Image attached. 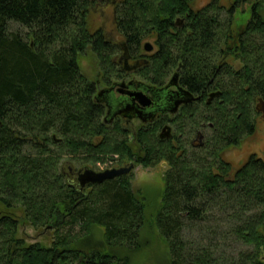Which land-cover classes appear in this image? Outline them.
Listing matches in <instances>:
<instances>
[{"label": "trees", "instance_id": "16d2710c", "mask_svg": "<svg viewBox=\"0 0 264 264\" xmlns=\"http://www.w3.org/2000/svg\"><path fill=\"white\" fill-rule=\"evenodd\" d=\"M231 1L227 8L211 0L192 9V0H124L116 20L130 47L155 32L157 51L143 72L152 83L160 86L179 67L194 92L209 90L211 79L224 86L216 127L237 144L241 133H252L250 121L241 126L257 99L264 100V0ZM95 2L0 0V264H130L127 256L76 247L97 226L111 247L137 248L144 208L129 174L80 189L58 169L56 148L85 165L114 156L146 167L167 159L171 168L155 226L167 244L168 264H264L261 161L251 156L229 178L208 156L195 164L179 160L156 129L151 139L138 133L129 143L105 127L94 82L78 64L89 48L109 70L117 50L101 30L86 27ZM247 3L250 17L231 52L241 66L217 74L215 49L227 46L232 17ZM10 23L23 31L10 30ZM25 224L52 229L51 244L25 243L18 236Z\"/></svg>", "mask_w": 264, "mask_h": 264}, {"label": "flooded vegetation", "instance_id": "af4514ba", "mask_svg": "<svg viewBox=\"0 0 264 264\" xmlns=\"http://www.w3.org/2000/svg\"><path fill=\"white\" fill-rule=\"evenodd\" d=\"M123 1L116 4L117 8ZM115 26L117 30L112 36L102 31L106 41L117 46L116 52L109 58L112 68L100 70L97 79L93 81L94 100L103 110L101 119L108 130L120 128L123 135L131 133L134 138L138 133H141V136H150L156 129V138L162 142L167 151L172 154L176 153L179 160L195 164L199 162V159L201 160V157L208 156L214 159L212 162L215 161L220 167L228 170L227 177L229 178L239 171L251 156L264 164V146L259 155L252 152L246 161L234 171L231 163L223 158L227 150L239 146L245 138L256 132V118H260L264 125L263 99H257L250 119L245 118L246 122L241 126L242 131L248 127L250 121L253 124L252 133H241V139L237 144L228 143L233 138H224L222 129L216 127V120L221 118L220 109L224 106L222 103L225 97L221 90L224 86L217 87L218 83L211 79L212 86L209 90L194 92L186 86L187 79L179 67L175 68L160 86L152 83L153 81L149 80L143 72L149 67L151 58L157 51L155 32L142 34V39L137 41L136 46L131 45L130 47L124 32L118 30L116 17ZM231 27L232 22L226 41L227 46H219L215 49L219 53L214 57L217 74L227 75V72L231 73L235 69L232 66L235 61L231 56L233 49ZM170 34L177 33L171 31ZM182 34L188 33L182 32ZM146 44L149 45V50L145 49ZM225 83L228 82H224L223 85ZM151 137L152 135L149 138ZM135 159L128 162V166L135 164ZM86 167L87 165L83 164L75 175L74 171L69 169V181L79 187L78 176Z\"/></svg>", "mask_w": 264, "mask_h": 264}, {"label": "rangeland", "instance_id": "374dc122", "mask_svg": "<svg viewBox=\"0 0 264 264\" xmlns=\"http://www.w3.org/2000/svg\"><path fill=\"white\" fill-rule=\"evenodd\" d=\"M120 1L121 0H96L87 16L86 27L88 31L93 33L96 30H101L106 35L108 34L109 36H112V34H114L113 32L117 30L115 26V11L117 8L116 4ZM210 1L211 0H192L190 7L192 9H199ZM219 3L227 8L231 3V0H219ZM249 7L250 3L241 5L232 17L231 30L233 34V45L236 44L237 36L243 31L248 20L250 13ZM9 28L12 31H23L21 27L14 23H10ZM78 64L81 73L91 81L97 79L99 71L102 70L101 66H99L98 59L89 48L79 55ZM232 66L237 69L241 65L238 62H234ZM110 131L112 133L117 131V133H120L123 136V132L120 128H117V130L116 128L110 129ZM255 131L256 132L252 136L245 138L239 146L230 148L225 154H223V158L231 163L233 171L246 161L249 154L253 152L256 155H259V152L263 150L264 125L260 118H256ZM125 136L127 142H133V135H131V133H128V135ZM65 150L67 149L60 152V149L56 148L54 155L58 157V169L63 172L64 178L69 180V171L67 172V170H73L75 175L76 171L83 166V163H78L76 160H73L72 157L75 154H68ZM81 157L82 155L79 158ZM107 158L96 162V164L88 163L87 167L96 172H100L106 169L128 166V162L126 160H118V156L112 157V160ZM132 161L133 159H131V162ZM135 164V168L129 175L130 189L137 199L143 200L144 208V225L140 230L137 248L134 250H128L123 247H111L104 239V230L97 226L92 227L86 236L80 241L78 240L76 247L84 251H110L119 256H127L130 260V264H168L169 252L167 244L160 236L155 226V215L161 206L164 183L162 180L159 182L137 185L134 180V173L135 170L143 165L139 163ZM143 167L147 168L146 166ZM74 175L73 178H75ZM0 210L3 212L5 211L1 206ZM18 236L23 238L27 244L40 243L49 246L53 240L54 231L45 226L35 227L31 224H25L18 228ZM74 239H78V237L74 236ZM234 248H237V246L234 245Z\"/></svg>", "mask_w": 264, "mask_h": 264}, {"label": "water", "instance_id": "95a60500", "mask_svg": "<svg viewBox=\"0 0 264 264\" xmlns=\"http://www.w3.org/2000/svg\"><path fill=\"white\" fill-rule=\"evenodd\" d=\"M145 49L146 50L150 49L148 44L145 45ZM134 168H135V164H131L127 167L111 168V169H106L104 171L96 172L86 167L84 171L78 176L79 187L80 189H82L87 185H99L104 181L112 180L121 176H126Z\"/></svg>", "mask_w": 264, "mask_h": 264}, {"label": "clouds", "instance_id": "9594fccd", "mask_svg": "<svg viewBox=\"0 0 264 264\" xmlns=\"http://www.w3.org/2000/svg\"><path fill=\"white\" fill-rule=\"evenodd\" d=\"M171 165L167 159L161 158L154 166L140 167L135 170L134 180L137 185L162 181Z\"/></svg>", "mask_w": 264, "mask_h": 264}]
</instances>
